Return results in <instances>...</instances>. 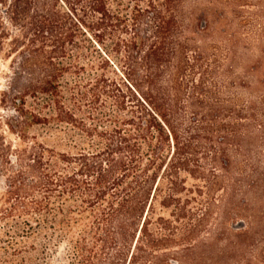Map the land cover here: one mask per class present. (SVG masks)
Segmentation results:
<instances>
[{"label": "trees", "instance_id": "obj_1", "mask_svg": "<svg viewBox=\"0 0 264 264\" xmlns=\"http://www.w3.org/2000/svg\"><path fill=\"white\" fill-rule=\"evenodd\" d=\"M185 2L0 0V264H264V71Z\"/></svg>", "mask_w": 264, "mask_h": 264}, {"label": "rangeland", "instance_id": "obj_2", "mask_svg": "<svg viewBox=\"0 0 264 264\" xmlns=\"http://www.w3.org/2000/svg\"><path fill=\"white\" fill-rule=\"evenodd\" d=\"M260 5H264V0H186L185 2L187 15L189 16L192 12L191 14L194 17H197L198 27L204 26L205 22L208 21L210 29L217 34L220 30H225V32L236 31V35L239 36L241 43L237 48V57L236 60H234L236 67H234L235 72L231 74L232 76L237 75L253 79L257 78L264 71V65L263 68L254 73V75H245L240 69V65L250 63L258 56H261L262 61H264V39L261 43H257L254 39L248 37V33H253L254 28L257 27L260 21V18L253 13L256 12L255 10H257ZM235 7L237 11L232 9ZM233 14L237 15L236 18H234ZM262 23H264V19ZM214 36L217 35L215 34ZM10 60L11 58L6 57L4 50L0 51V93L2 90L6 89L13 76V69H11ZM30 104L33 105V101L28 99L27 105ZM10 114V111L4 110L0 105V120L5 119ZM56 126L64 130L67 129L65 124H59ZM3 128L5 127L3 126ZM62 131L63 130L60 132L55 127V123H50L49 125H36L29 128V133L34 135L38 141L47 144L49 147H52L57 151H77V149L68 144L73 142L68 141L66 135L63 134ZM9 137L13 136L9 134ZM249 197L250 199H253L251 195H249ZM252 203L253 200H251L250 209L247 211L248 213L255 215L260 204V199L255 201V203ZM241 222L242 219H237L232 224V228H230V224H225V228L227 227L231 230H236ZM227 237H229V234L224 232L221 233L219 237L214 238H218V243L221 245L222 243H225ZM32 241L33 240L30 239V242ZM57 251L58 254H60L61 245L57 247Z\"/></svg>", "mask_w": 264, "mask_h": 264}]
</instances>
